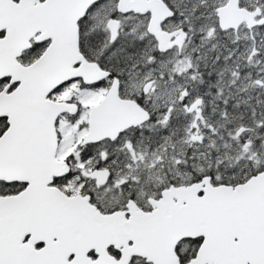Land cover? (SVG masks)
<instances>
[{
    "label": "snow or ice",
    "instance_id": "1",
    "mask_svg": "<svg viewBox=\"0 0 264 264\" xmlns=\"http://www.w3.org/2000/svg\"><path fill=\"white\" fill-rule=\"evenodd\" d=\"M0 264H264V0H0Z\"/></svg>",
    "mask_w": 264,
    "mask_h": 264
}]
</instances>
